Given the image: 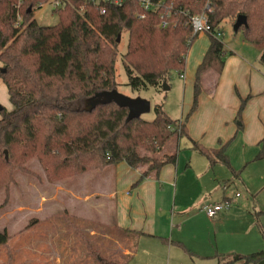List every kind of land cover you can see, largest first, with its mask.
Here are the masks:
<instances>
[{"label": "trees", "instance_id": "obj_1", "mask_svg": "<svg viewBox=\"0 0 264 264\" xmlns=\"http://www.w3.org/2000/svg\"><path fill=\"white\" fill-rule=\"evenodd\" d=\"M47 1L0 0V78L12 105L10 110L0 109V189L9 188L15 171H26L25 163L34 157L52 181L125 162L132 168L147 165L138 183L176 161L175 154L155 155L173 135L185 132V121L197 106L202 74L222 70L223 41L207 33L184 121L171 119L160 104L148 121L130 116L126 106L111 99L85 107L88 98L116 88L117 39L122 33H127L122 65L132 90L159 89L172 71L181 74L197 36L187 17L200 13L205 1L211 6L206 12L211 29L222 34L225 23L232 27L238 14L246 17L247 25L237 31L246 42L263 43L259 60L264 66V0H163L173 8L174 24L167 28L158 26L164 8L144 11L140 18L137 14L143 10L137 0L106 4L104 13L88 0H70L54 9L59 16L56 24L40 25L34 11ZM193 145L210 164L217 157L227 162L220 150L194 141ZM258 145L255 159L264 157V133ZM10 237L0 230V246L6 248ZM213 257L216 264H264V246Z\"/></svg>", "mask_w": 264, "mask_h": 264}, {"label": "crops", "instance_id": "obj_2", "mask_svg": "<svg viewBox=\"0 0 264 264\" xmlns=\"http://www.w3.org/2000/svg\"><path fill=\"white\" fill-rule=\"evenodd\" d=\"M239 44L241 49L236 52L224 45L226 54L220 72L209 69L202 74L197 106L185 121V132L173 135L155 155L175 154L176 161L151 171L138 183L147 165L132 168L119 162L81 173L68 187L55 184L51 197L60 194L72 202H83L86 213L80 211L79 216L101 226L98 232L102 240L123 242V252L116 259L100 258L107 264H161L165 258L168 264L177 260L182 264H216L215 253H250L263 248L264 157L254 158L264 133V66L259 60L262 47L245 40ZM186 60L187 56V68ZM200 60L197 57L190 65V74L183 72L184 77L180 76L184 84L177 118L180 122L192 103L194 72ZM173 88L170 82L167 89ZM7 93L0 78V109L12 107ZM193 141L206 149L220 150L227 162L217 157L210 164ZM244 167L256 172L252 189L247 186L256 193L241 196L235 192L234 196L240 198L235 200L221 187L239 179L249 185L245 173L244 177L240 175ZM38 194L41 199L47 196L40 190ZM224 198L229 207L215 217L201 210L203 204ZM96 201L99 209H94ZM36 228L13 233L7 246L10 256L5 255L4 262L0 258V264L43 261L41 247L46 240L45 236H32ZM86 230L92 238L96 234L90 226ZM7 248L0 246V251Z\"/></svg>", "mask_w": 264, "mask_h": 264}, {"label": "rangeland", "instance_id": "obj_3", "mask_svg": "<svg viewBox=\"0 0 264 264\" xmlns=\"http://www.w3.org/2000/svg\"><path fill=\"white\" fill-rule=\"evenodd\" d=\"M58 17L53 8L52 0L44 2V4L34 11V18L40 25H54L57 23ZM208 38L206 32H200L194 38L186 54L188 67H184V70L181 72L182 74L183 72H185L184 74H190V65L194 63L197 57L201 59L206 49ZM221 39L225 47H232L235 52L237 49H241L238 47L240 46L239 41L245 40L242 31L234 32L228 23H225L223 26ZM126 41L127 33H122L118 41V52L115 63L116 88L111 92H101L97 96L88 98L85 101V107L88 108L96 103V98L101 96L107 97L113 93L125 98L142 99L149 102L150 108L137 114V116L145 120L150 121L153 119V109L156 104H160L171 119L179 118V113L182 110L184 86L180 74L176 71L171 72L167 80L169 86L170 82L174 84V88L171 90H165L161 87L159 89L147 87L145 89L132 90L126 84L127 77L122 65V54L126 49ZM256 45L262 47L263 43ZM25 167L26 171H15L14 182L11 183L9 188L0 189V230L5 229L12 238L14 236L13 233L36 226V233L32 236L37 238L45 236L46 240V243L41 247V250L45 253V257L44 259L42 258L43 261L39 264H107L106 260L100 259L102 256L107 257L111 261L123 252L121 249L123 242L122 244L119 242V247V244L114 240L108 241L109 243L103 241L101 232H98L101 226H98L97 222L90 224L87 219L79 216L81 215L80 211H83L84 214L86 213L87 208L83 202L76 200L72 202L71 198L69 199L65 195L60 196V194L51 197V194L55 193L54 188L56 183L68 187L71 179L78 175L55 181L48 180L42 166L35 157L28 160L25 163ZM247 168L244 167L240 175L244 177L243 174L245 173L244 178L249 185L243 184L240 179L234 180L233 183L221 187L224 194L238 200L240 198L234 196L235 192H238L241 196L244 193L248 196L256 193L247 187L256 180V172L253 169ZM94 170L99 171L102 168ZM39 190L43 193V196L44 193H47L45 199L39 198ZM89 209L93 210L91 207ZM94 209H99L97 201L94 203ZM96 219L98 220V218ZM86 226H90V228L96 231L93 238L89 236ZM44 228H46L45 232ZM108 244L111 247H108ZM137 251H140V249ZM109 253L114 254V256H110ZM57 254L58 260H55ZM5 255L7 257L10 256L8 248L0 251L1 262H4ZM161 264H168L166 258ZM175 264H182V262L177 260Z\"/></svg>", "mask_w": 264, "mask_h": 264}, {"label": "built area", "instance_id": "obj_4", "mask_svg": "<svg viewBox=\"0 0 264 264\" xmlns=\"http://www.w3.org/2000/svg\"><path fill=\"white\" fill-rule=\"evenodd\" d=\"M94 5H97L98 10L100 13L105 12L106 4H113V5H120L123 4L127 0H88ZM140 4V7L143 11L138 12L137 17L142 18L144 16V11L147 10H160L164 8V12L160 14V20L158 23L159 27L167 28L170 27L172 24H174V21L170 19L171 10H173L172 6L170 4H164L163 0H137ZM53 2V8H58L61 5H63L65 2H70V0H52ZM210 4L205 1L203 5V9L198 14L189 15L187 17V22L192 27L193 33H200V32H206L214 36L215 38H221L222 37V31L220 29H214L212 30L208 21H207V11H210ZM175 12V11H173ZM187 15V13H185ZM19 17V16H18ZM18 23V22H17ZM16 23V24H17ZM181 77H184L183 74L180 75ZM179 125L180 122H178L177 125V131H179ZM171 129H174V127H170ZM239 194V193H238ZM236 194V195H238ZM229 207V202L227 201H220V202H210L205 203L201 206V210L206 214V216L212 218L217 215V213L222 209H227Z\"/></svg>", "mask_w": 264, "mask_h": 264}, {"label": "water", "instance_id": "obj_5", "mask_svg": "<svg viewBox=\"0 0 264 264\" xmlns=\"http://www.w3.org/2000/svg\"><path fill=\"white\" fill-rule=\"evenodd\" d=\"M241 25H244V26L247 25L246 17L242 14H238L235 18L233 25H232L233 31H237L238 27ZM117 40H119V38ZM162 88H164V89L168 88V85L166 84L165 81H164V83H162ZM96 99H97V101H95V102L106 101V100L111 99L116 104H118L119 106H126L130 112L129 113L130 116H133V115L137 116L138 113L147 111L150 108L149 102H147L145 100L125 98L119 94L111 93L107 97L101 96V97H98Z\"/></svg>", "mask_w": 264, "mask_h": 264}]
</instances>
